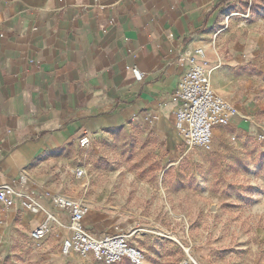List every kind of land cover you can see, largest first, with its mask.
<instances>
[{
  "label": "crops",
  "instance_id": "0c3cea01",
  "mask_svg": "<svg viewBox=\"0 0 264 264\" xmlns=\"http://www.w3.org/2000/svg\"><path fill=\"white\" fill-rule=\"evenodd\" d=\"M252 2L0 0V189L19 188L27 172L28 189L53 213L47 202L83 138L176 136L174 92L201 62L197 49L215 92L239 111L229 127L255 133L259 109L249 89L258 80L253 68L264 72V34ZM18 203L1 215L7 228L37 229L43 214ZM87 225L98 235L121 231L105 210H92Z\"/></svg>",
  "mask_w": 264,
  "mask_h": 264
},
{
  "label": "rangeland",
  "instance_id": "374dc122",
  "mask_svg": "<svg viewBox=\"0 0 264 264\" xmlns=\"http://www.w3.org/2000/svg\"><path fill=\"white\" fill-rule=\"evenodd\" d=\"M256 7L254 20L264 34V0ZM254 70L255 133L217 128L211 149L204 150L188 148L179 133L156 138L118 131L76 150L51 196L67 193L82 201L90 210L87 222L95 209L114 214L121 231L98 235L86 222L88 231L98 238L129 236L146 264H264V141L257 139L264 129V72ZM78 168L86 173L81 179ZM47 203L53 213L42 208V222L53 215L58 224L41 249L31 239L36 228H7L0 207V264H99L63 255L71 237L68 215Z\"/></svg>",
  "mask_w": 264,
  "mask_h": 264
},
{
  "label": "built area",
  "instance_id": "2783aa9c",
  "mask_svg": "<svg viewBox=\"0 0 264 264\" xmlns=\"http://www.w3.org/2000/svg\"><path fill=\"white\" fill-rule=\"evenodd\" d=\"M193 54L198 56L201 62L193 63L189 67L174 92V98L180 104L175 112L176 129L188 148L210 150L215 130L229 127L239 116V111L234 104L215 92L206 66L204 50L197 49ZM179 63L184 66L186 59L181 56ZM132 71L137 82L144 80L145 74L138 68ZM257 139L264 141V129L258 133ZM80 145L82 148H88L91 141L85 137L80 141ZM85 175L84 168L77 169L78 179ZM28 177V173L23 172L18 181L19 188L5 186L0 189V207L3 212L7 213L13 209L17 200L29 214L36 215L42 210L36 193L28 189ZM51 201L56 209L65 212L69 217L71 237L62 245L63 255L76 254L99 264H120L124 261L130 264H146L145 253L131 244L129 236L119 234L98 238L91 234L85 225L90 210L82 201L67 194H54ZM55 224H58L57 219L53 215H47L44 222L31 233L36 249H41L47 244L53 235Z\"/></svg>",
  "mask_w": 264,
  "mask_h": 264
},
{
  "label": "trees",
  "instance_id": "16d2710c",
  "mask_svg": "<svg viewBox=\"0 0 264 264\" xmlns=\"http://www.w3.org/2000/svg\"><path fill=\"white\" fill-rule=\"evenodd\" d=\"M252 11H255V7H254V0L252 2V7H251Z\"/></svg>",
  "mask_w": 264,
  "mask_h": 264
},
{
  "label": "bare ground",
  "instance_id": "6f19581e",
  "mask_svg": "<svg viewBox=\"0 0 264 264\" xmlns=\"http://www.w3.org/2000/svg\"><path fill=\"white\" fill-rule=\"evenodd\" d=\"M40 212H38V214H39ZM187 254H189V251H187ZM191 258V257H190Z\"/></svg>",
  "mask_w": 264,
  "mask_h": 264
}]
</instances>
